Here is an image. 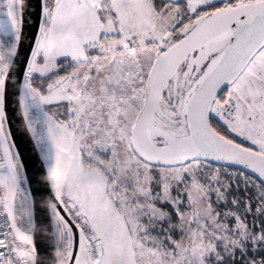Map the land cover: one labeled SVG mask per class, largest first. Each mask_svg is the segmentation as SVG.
<instances>
[{
    "label": "snow or ice",
    "instance_id": "snow-or-ice-1",
    "mask_svg": "<svg viewBox=\"0 0 264 264\" xmlns=\"http://www.w3.org/2000/svg\"><path fill=\"white\" fill-rule=\"evenodd\" d=\"M26 4L0 0V264H43L5 133ZM35 9L19 104L71 217L50 206L53 264H264V0Z\"/></svg>",
    "mask_w": 264,
    "mask_h": 264
},
{
    "label": "water",
    "instance_id": "water-1",
    "mask_svg": "<svg viewBox=\"0 0 264 264\" xmlns=\"http://www.w3.org/2000/svg\"><path fill=\"white\" fill-rule=\"evenodd\" d=\"M35 3L36 0H27L23 38L13 56L12 74L6 99L5 133L9 137L7 147L10 149L12 157L16 159L21 174L20 180L22 179V185L30 200L32 223L35 225L33 242L37 248L38 259L43 264H53L49 259L55 256L53 241L50 237V230L54 225L50 206L55 204L61 215L69 221H71V217L68 212L64 211L63 205L55 199L51 173L32 132L29 130L28 123L24 119V110L19 104L20 85L24 82V72L27 70L28 60L31 59V50L35 46L38 29ZM0 142L2 143V138H0ZM229 168L244 171L260 182L259 178L247 169H241L235 165L229 166ZM72 226L78 238V231L75 230L74 225Z\"/></svg>",
    "mask_w": 264,
    "mask_h": 264
},
{
    "label": "rangeland",
    "instance_id": "rangeland-1",
    "mask_svg": "<svg viewBox=\"0 0 264 264\" xmlns=\"http://www.w3.org/2000/svg\"><path fill=\"white\" fill-rule=\"evenodd\" d=\"M35 76H36L37 78L34 79V81H33L34 86H42V87L44 88V90H46V88H47V84H46V83H43V84H42V79H43V78L39 77V73H36ZM49 107L54 108L55 106H54V105H51V106H49ZM33 127L35 128V131H32V132L34 133V135L36 136L37 141H38V140H39V136H40L41 126L34 125ZM39 148H40V147H39ZM40 151H41V148H40ZM41 153H42V156H43V158H44V160H45V162H46V164H47V167H48V169H49V171H50V167H49V166H50V164H54V159L51 160V161L47 159V156H46V150H45L44 152L41 151ZM232 169H234V168H231L230 170H232ZM233 171H234V170H233ZM50 173H51V172H50ZM51 176H52V173H51ZM20 178H21V175H20ZM20 181H21V187H22V190H23V195L27 197V203L30 205L29 197H28V195H27V193H26V191H25V189H24V187H23V185H22V179H21ZM18 203H19V201H18ZM53 220L55 221L54 216H53ZM10 239H11V237H10ZM16 243H17V244H22L23 242L20 241V240H17Z\"/></svg>",
    "mask_w": 264,
    "mask_h": 264
},
{
    "label": "built area",
    "instance_id": "built-area-1",
    "mask_svg": "<svg viewBox=\"0 0 264 264\" xmlns=\"http://www.w3.org/2000/svg\"><path fill=\"white\" fill-rule=\"evenodd\" d=\"M32 134H33L34 140L37 143L36 136L34 135L33 132H32ZM3 157H4V151H3V148H0V162H3ZM6 220H7L6 213H3L2 211H0V239H4L5 238L4 234L7 233L8 231H10V229L6 226ZM9 240H11L10 237L7 240H5V243H8ZM0 251H5L6 252L7 250L3 249V248H0ZM12 255H13V258H15V253H13Z\"/></svg>",
    "mask_w": 264,
    "mask_h": 264
},
{
    "label": "trees",
    "instance_id": "trees-1",
    "mask_svg": "<svg viewBox=\"0 0 264 264\" xmlns=\"http://www.w3.org/2000/svg\"><path fill=\"white\" fill-rule=\"evenodd\" d=\"M231 169V168H230ZM232 170H237V169H232ZM241 171V170H240ZM21 175V174H20ZM247 175H249V174H247ZM249 176H251V175H249ZM252 177V176H251ZM252 180H253V182H254V184H259L260 182L257 180V179H255L254 177H252ZM252 191L253 192H255L256 191V189H255V187H253V189H252Z\"/></svg>",
    "mask_w": 264,
    "mask_h": 264
}]
</instances>
